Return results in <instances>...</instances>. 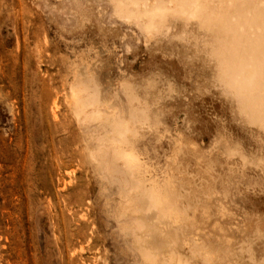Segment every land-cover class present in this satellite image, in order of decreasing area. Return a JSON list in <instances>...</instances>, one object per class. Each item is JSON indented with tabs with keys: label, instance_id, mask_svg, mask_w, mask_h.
<instances>
[{
	"label": "rangeland",
	"instance_id": "374dc122",
	"mask_svg": "<svg viewBox=\"0 0 264 264\" xmlns=\"http://www.w3.org/2000/svg\"><path fill=\"white\" fill-rule=\"evenodd\" d=\"M110 1L0 0V264H212L207 258L211 255L217 264H264V130L256 120L260 112L255 106L248 108L249 114L255 111L253 121L245 117L246 112L242 115L239 102L228 88L225 91L217 55L226 43L237 50L230 52L227 47L228 53L224 51L231 61L236 54L249 53L251 46L264 50V39L256 33L260 30L264 35V26L257 28L264 19L257 23V17L248 18L253 23L247 26L250 33L240 31V38L245 43L250 41L245 33L252 37L244 47L236 37L238 30L234 34L230 26L226 28L234 38L231 33L220 34L217 27L212 30L211 24L218 25L220 19L212 17L213 22L205 13L201 16L212 21L211 27L194 18L168 15L164 20L168 34L146 41L141 24L119 19L112 12L116 0ZM254 10L252 17L259 11L263 15L264 5ZM226 16L227 12L220 16L221 24L230 21ZM221 36L233 39L217 40ZM219 42L223 45L218 46ZM78 71L86 87L101 92L98 97L103 103L87 105L89 111L97 108L98 115L93 110L92 123L84 119L86 132L94 127L102 140L121 117L122 122L128 121L129 134L135 132L122 136L109 130L113 140L103 139L104 153L100 149L96 157L98 163L103 161L100 166L107 162L104 168L96 167L103 172L101 178L93 171L97 165L93 163L92 169L85 156V134L80 133L75 111L65 100L71 97L68 83L71 77L73 83ZM134 86H139L136 91L146 90L136 94H145L144 99L130 94ZM127 94L133 98L131 103ZM132 102L138 109L144 107L138 110L140 115L127 108ZM138 102L145 105L137 106ZM145 112L143 130L154 136L148 135L150 141L140 127ZM115 141L122 142V151ZM110 142L114 143L109 146ZM104 174L118 179L113 182ZM171 192L174 197L179 194L174 198ZM149 200L159 206L152 207ZM176 203L185 211H176ZM119 206L121 217L116 214ZM114 215L124 219L115 220ZM163 217L171 220L164 223ZM119 228L123 234L128 229L129 234L122 237ZM201 247L209 255H202Z\"/></svg>",
	"mask_w": 264,
	"mask_h": 264
},
{
	"label": "bare ground",
	"instance_id": "6f19581e",
	"mask_svg": "<svg viewBox=\"0 0 264 264\" xmlns=\"http://www.w3.org/2000/svg\"><path fill=\"white\" fill-rule=\"evenodd\" d=\"M110 1V0H109ZM115 1V0H114ZM237 1H239L240 3L238 4V2H237V4H238V6H241V7H239L238 8V6L236 7V6H234L235 5V3H236V0H227V1H225V0H222V1H220V3L218 2V3H216V0H202V1H200V2H198L197 0H179V3H178V1L177 0H116L115 2H114V4H113V2H112V4L114 5H112L111 3V5L113 6V7H115L114 8V10L112 11L114 14H116L117 15V17L119 18V19H123V20H125V21H130V20H132L131 22H134V24H136L138 27H140V25L139 24H141V26H142V28L140 27V29L142 30L143 29V31L142 32H144L143 33V36H144V34H145V36L147 37V38H145L146 39V41L147 40H149V38L150 37H155V39H156V41H157V35H162L163 36V33H164V35H166V31H168L167 30V26L164 24V20H165V17H168V15H170V17H174V15L173 14H175L176 16H179L177 19H179V18H183V19H185V20H187V19H195L196 20V22H198V23H204L205 25H207L208 27H211L210 26V24L209 23H211L212 21L214 22V20L215 19H212V17H215L216 18V20H217V18H219L220 20V22H218V25H219V27H218V25H214V23L213 24H211L212 25V30L213 29H215V28H213V27H217V31H218V28H219V30L221 31V33L220 34H222L223 32V34H225V35H227V34H230L232 31H233V33L235 34L236 32L237 33H239V35H236V37L237 36H239V38H240V33L241 32H247V33H250L249 32V27H247V26H252V24L250 23V21L248 22V20H250V19H248V18H256L257 17V19H256V22L258 21V19L259 20H263L264 19V14L262 15L261 14V12L259 11V12H257L256 14H255V10H254V8L258 11V7H259V5H264L263 4V2L264 1H262L261 2V0L259 1V0H244L247 4H249V3H252L253 1V5H256V4H259V5H256V7L255 6H253V8L251 7L252 6V4H251V6H247V4L246 3H244V1H242V0H237ZM249 1V2H248ZM256 1L258 2V3H256ZM111 2V1H110ZM223 2H224V4H223ZM244 4H243V3ZM233 3V4H232ZM261 3V4H260ZM219 4V5H218ZM246 4V5H245ZM212 6V7H211ZM113 7H111V9L113 8ZM237 8V10H236V8ZM251 9V11L249 10V8ZM209 8H212V9H210L209 10ZM243 9V10H242ZM92 10V9H91ZM217 12H216V11ZM222 10H224V12L222 11ZM241 10V11H240ZM252 10H254L253 12V14H254V16L252 17ZM90 11V10H89ZM221 11L225 14L226 12H227V16H226V19H228L229 18V20L230 21H228V23H225V24H221V19L223 18V21H224V16H222V18H220V16L223 14V13H221ZM237 11V12H236ZM206 14V16L208 17V18H210V19H212V21H210V19L207 21V19L208 18H206V20H205V18H203L202 16H203V14ZM216 13V14H215ZM262 15L263 17H261L260 15ZM88 14V13H87ZM202 15V16H201ZM251 15V16H250ZM258 15H259V17H258ZM79 16V15H78ZM205 16V17H206ZM164 17V19L162 20V18ZM261 18V19H260ZM162 22H163V25H162ZM217 21H215V23H216ZM226 22H227V20H226ZM248 22V24L249 25H247L246 23ZM166 23V22H165ZM220 23V24H219ZM255 23V22H254ZM257 23H259V22H257ZM143 24V25H142ZM217 24V23H216ZM251 24V25H250ZM165 25V26H164ZM246 25V26H245ZM255 25L257 26L258 24H256L255 23ZM255 25H253V26H255ZM260 25H262V26H264V22L263 23H260L258 26H257V28L259 29V28H262V26L260 27ZM162 26V27H161ZM231 27L230 29L232 30L231 32H230V30L228 31V32H226V28H228V27ZM256 26L254 27V29L256 28ZM164 27V28H163ZM166 27V28H165ZM223 27H225V29L223 28ZM246 27L248 28V31H247V29H246ZM162 28L164 29V32L162 31ZM253 28V27H252ZM252 28L250 27V31L252 30ZM165 29H166V31H165ZM257 29V30H258ZM262 29H264V27L262 28ZM261 29V30H262ZM162 32H161V31ZM225 30V31H224ZM236 30H238V31H236ZM246 30V31H245ZM236 31V32H235ZM241 31V32H240ZM254 30H252L251 32H253ZM256 31V30H255ZM254 31V32H255ZM264 31V30H263ZM161 32V33H160ZM166 32V33H165ZM214 32H216V31H214ZM219 32V31H218ZM253 32V36H256L257 37V35H254L255 33ZM260 30H258L256 33L257 34H261V37L264 39V35L262 36V31L260 32ZM217 33V32H216ZM233 33H231L232 35L231 36H233L234 34ZM247 33H245L248 37V39H249V37H250V41H248V42H245L246 44L247 43H249V42H251V37H252V34H247ZM264 33V32H263ZM168 34V33H167ZM219 34V33H218ZM218 34H216V35H218ZM242 34V33H241ZM214 35H215V33H214ZM215 35V36H216ZM243 35H244V33H243ZM242 35V36H243ZM251 35V36H250ZM219 36V35H218ZM228 36V35H227ZM230 36V35H229ZM259 36V35H258ZM233 38H234V36H233ZM232 38V39H233ZM245 38V37H244ZM254 38V37H253ZM252 38V39H253ZM260 37H257V39H259ZM261 38V39H262ZM159 39V38H158ZM221 40V39H228L227 40V42H230L229 40L231 39V37L230 38H223L222 36L220 37V38H218L217 40ZM232 39H231V41H232ZM256 39V40H257ZM235 40V39H234ZM234 40H233V43H235L234 42ZM238 40V39H237ZM239 40H241V42H242V45H243V47L246 45L243 41H242V39L240 38ZM245 40V39H244ZM256 40H254L253 39V42L254 41H256ZM226 42V41H225ZM237 42V41H236ZM222 43H224V41L222 42ZM232 43V45L233 46H235L234 44ZM255 43H257V41L255 42ZM260 43V42H259ZM229 44V46H230V43H228ZM245 44V45H244ZM251 44H253V43H251ZM261 44V43H260ZM263 45H264V43H262ZM219 45H223V44H220V42H219V44H218V46ZM225 45V44H224ZM224 45L223 46H221V50H220V52H219V50L217 51V55H218V59H219V62H220V66H221V70H220V76H221V78H222V80H223V84H226V86H224V88H225V91L227 90V88H228V91H229V94L234 98V100L235 101H237V102H239V104H241V105H239L237 102H236V104H238V106H239V111L241 112V110H244V111H242L241 113H242V115L248 110V108L249 107H252L253 108V106H255L253 109L254 110H256V112H260V114H258V116H260V118L259 119H256V120H259V122H260V125L259 124H256V123H259V122H257L256 121V123H255V125L256 126H261V128L260 129H262V130H264V124H262V123H264V53H263V49L262 48H258V49H251L252 48V46L251 47H249L250 48V51H249V49L247 48V50L249 51V53H245V52H243V54H236L237 55V57L234 59V60H229V59H227V53H228V51L229 50H227L228 48L226 47V45H227V43H226V45H225V47H224ZM240 45V47H241V49L243 48L242 46H241V43L239 44ZM249 45V44H248ZM254 45V44H253ZM216 46H217V43H216ZM254 46H256V45H254ZM259 46V45H258ZM262 46V45H261ZM225 48L226 50H224V49H222V48ZM231 48H234V47H232V46H230ZM236 47V46H235ZM257 47V46H256ZM264 47V46H263ZM231 48H229L230 49V52L231 51H234V50H236L235 48L234 49H232L231 50ZM237 48H238V46H237ZM254 48V47H253ZM239 49V48H238ZM246 49V48H245ZM259 49L261 50H263L262 52L261 51H259ZM243 50H244V48H243ZM247 50H246V52H247ZM224 51H225V53H224ZM218 52L219 53H222L223 52V54L221 55V54H218ZM229 52V53H230ZM237 52V50L235 51V53ZM241 53V52H240ZM226 55V56H225ZM246 55V56H245ZM235 56V55H234ZM78 61V60H77ZM91 68V67H90ZM89 68V69H90ZM84 69V68H83ZM87 72L86 73H88V70H86ZM221 71H222V73H221ZM90 74V73H89ZM89 74L87 75V76H89ZM76 77L77 78H75L74 80H73V83H72V77H71V79H70V84L68 83V85H70V92L68 91V96L70 95L71 97H68V98H65V100H68L67 101V103H69V105H70V107H71V109H70V111L71 110H74L75 111V114H76V116H77V121H78V125H79V130H80V133H83V134H85L84 136H83V139L82 138H80V139H82L83 140V142H84V144L86 145V147H85V145H84V148L86 149V157H87V159L90 161V162H92L91 164H92V166L91 167H93V163L95 164V165H97V166H95V169H96V167L98 168L99 166H100V164L101 163H103V161L102 162H97V154H99V150L101 149V151H102V153L101 154H103L104 152V146H105V144L106 143H108L107 142V139L106 138H109V140L111 139V140H113V138H110L111 137V135H109V130H111L112 131V129H109V130H106L107 128H109V126L105 129L107 132H108V135H107V137H105V138H103V135H102V138L103 139H106L105 141H106V143L104 142V140L102 139V140H100L101 138H100V136L98 135V131L97 130H95L94 129V127L93 128H88V132H86V124H85V122L87 123V124H89V123H92V120L91 119H93V117H91L92 115L91 114H93V110H95V112H96V114L98 115V113H97V108H95V109H91L92 111H89V110H87V108L89 107V106H87L88 104H90L91 106H90V108H92V106H94V105H92V103L94 104H96L97 105V103H100L99 102V95H100V93L101 92H98L99 93V95H98V93H97V89H94V88H96V87H94V88H92V87H86L85 85H84V83H83V80H82V73L80 72V71H78L77 72V75H76ZM91 77L92 76H90V79H91ZM93 78H94V76H93ZM92 78V79H93ZM89 80V79H88ZM97 80V79H96ZM152 80V79H151ZM92 80H90V82H91ZM146 81V80H145ZM85 82V81H84ZM95 79H94V84H95ZM92 83V82H91ZM147 83V82H146ZM149 83V85H150V81L148 82ZM153 83V82H152ZM72 85V86H71ZM97 84H95V86H96ZM148 85V86H149ZM128 86V85H127ZM130 86V85H129ZM74 87V88H73ZM135 87V88H134ZM134 87H130L131 89H130V94L132 93V95L133 96H137L138 98H140V99H144V97H145V94L144 95H140V96H138L139 94H140V92H144V91H146V90H144V91H136L137 89V87H139V86H134ZM68 88H69V86H68ZM101 88V87H100ZM100 88H99V90H100ZM126 88H128V87H126V85H125V87L123 88V90L125 89V93H128L129 91L128 90H126ZM72 89H74V91L72 90ZM129 89V88H128ZM132 89H136L135 90V92L134 91H132ZM69 90V89H68ZM102 91V90H101ZM73 92V93H72ZM103 92V91H102ZM123 92V91H122ZM71 93V94H70ZM124 93V92H123ZM125 93H124V95H125ZM133 93H135V94H133ZM104 94V93H103ZM130 94L128 95H126L125 97H127L128 98V101L130 100ZM136 94H138V95H136ZM63 95L66 97L67 95H65V93H63ZM131 95V96H132ZM104 96V95H103ZM132 96V97H133ZM131 97V98H132ZM108 98V97H107ZM126 98V99H127ZM138 98H134V99H138ZM103 99H106V97L104 96V98ZM147 99V97L145 98V101H147L146 100ZM132 101H133V98L131 99ZM131 100L129 101L130 103H131ZM127 101V103H129ZM136 101V100H135ZM137 102V101H136ZM141 102V101H140ZM140 102H138V103H140ZM148 102V101H147ZM109 103V102H108ZM133 103V102H132ZM141 103H145V102H141ZM141 103L140 104H138L137 106H140L141 105ZM100 104H103L102 102L100 103ZM136 104V103H135ZM134 103L133 104H130V105H132V106H127V108H129V109H131L132 107L133 108H136ZM146 104V103H145ZM145 104H142V106H140V107H143ZM68 104H66V106H67ZM69 105H68V107H69ZM134 105V106H133ZM99 106H101V105H99ZM242 106H245V107H247V109H241L242 108ZM69 107V108H70ZM97 107V106H96ZM99 108V107H98ZM131 109L132 110V112L135 114V115H140L141 113H137L138 112V110H143V108H140V109H138V108H136V109ZM149 108V107H148ZM89 109V108H88ZM100 109V108H99ZM129 109H127V111L129 110ZM252 109V110H253ZM101 111L100 112H102V109H100ZM133 110H136L135 112L133 111ZM249 111L250 113L252 112V114H249V113H247V114H244L245 115V117L246 116H248L247 118H249L250 120H254V118H255V114H254V110L253 111ZM73 111V112H74ZM129 113H131V111L129 110ZM128 113V114H129ZM132 113V114H133ZM74 114V113H73ZM131 114V117L133 116V118H136V117H134L135 115H132ZM249 114V115H248ZM85 115L87 116L86 118H85ZM96 115V116H97ZM103 115V114H102ZM108 115V114H107ZM116 115V117L118 118L117 120H119V118H120V115L118 114V113H116L115 114ZM130 115V114H129ZM145 115H146V117H147V115H148V113H146L145 112V114L143 115V117H142V119L145 117ZM106 116V115H105ZM122 116V115H121ZM155 116H157V115H155ZM250 116V117H249ZM253 116V117H252ZM103 117V116H102ZM107 117V116H106ZM111 117V116H110ZM114 117V116H113ZM138 117V116H137ZM158 117V116H157ZM252 117V118H251ZM90 118V120L88 121L87 119H89ZM97 118V117H96ZM95 118V119H96ZM104 118L105 117H103V120H104ZM108 118V117H107ZM126 118H130L129 116L128 117H126ZM125 118V119H126ZM246 118V119H247ZM84 119H86L85 120V122H84ZM121 120L119 121L120 122V124H119V122L118 121H114V119H113V121L114 122H118L117 123V125H116V123H115V125L116 126H114L113 127V125H112V127H113V131L112 132H114L115 130L117 131V132H114V134L115 133H117L118 135H131V133L129 134V129H128V125H127V123H128V121H124V122H122L123 121V117H121L120 118ZM138 119V118H137ZM144 119H147V118H144ZM141 120L142 122H141V126L140 127H142V129L141 130H143L144 129V125H145V123L144 122H146L145 120ZM150 119H152V118H150ZM155 119H156V117H155ZM108 120V119H107ZM107 120H106V122H107ZM127 120V119H126ZM129 120H132V119H129ZM248 120V119H247ZM250 120H248L249 122H250ZM252 120V121H253ZM260 120H262V121H260ZM91 121V122H90ZM95 121V120H94ZM100 121V120H99ZM134 121H137V120H134ZM158 121H159V118H158ZM157 121V122H158ZM101 122V121H100ZM109 122H111L112 123V120L110 119L109 121H108V123H106L107 125H109ZM133 122V121H132ZM156 122V120L154 121V123H157ZM262 122V123H261ZM102 123V122H101ZM137 123V122H136ZM154 123L152 122L151 124H153L154 125ZM253 123V122H252ZM104 124V123H103ZM144 124V125H143ZM84 125H86V126H84ZM98 125V124H97ZM106 125V126H107ZM152 125V126H153ZM156 125H158V123L156 124ZM263 125V126H262ZM99 126V125H98ZM98 126L96 127V129L98 128ZM149 126V125H148ZM100 127V126H99ZM115 127H117V129L115 128ZM146 127V126H145ZM157 128H158V126H156ZM110 128H111V125H110ZM130 128V127H129ZM148 128H151L150 126L148 127ZM160 128V127H159ZM100 129V128H99ZM102 129H103V127H102ZM101 129V130H102ZM146 129V128H145ZM144 129V130H145ZM153 129L155 130L156 128H155V125L153 126ZM100 130V134H101V132L104 130H102L101 131ZM140 130V131H141ZM143 130V131H144ZM158 130V129H157ZM161 130V129H160ZM106 131H103V132H105L106 133ZM111 131H110V133H111ZM130 131H131V129H130ZM150 131L152 132V128L150 129ZM98 132V133H97ZM102 132V133H103ZM145 132V134L143 133V135H142V131L140 132V135H142L143 137H147L146 139L147 140H149L148 139V135H150L149 134V132H148V130H147V132L146 131H144ZM155 132V131H154ZM157 132V131H156ZM155 132V133H156ZM158 132H160V131H158ZM128 133V134H127ZM135 133V132H134ZM134 133H132V134H134ZM112 134V133H111ZM147 134V136H145ZM157 135V134H156ZM105 136H106V134H105ZM108 136H110V137H108ZM116 136V135H115ZM114 136V137H115ZM134 136V135H133ZM151 136H153L152 134H151ZM151 136H150V138H151ZM80 137H82V136H80ZM112 137H113V134H112ZM142 137V138H143ZM154 137V136H153ZM139 138H141V136L139 137ZM145 138H144V140H145ZM158 138V137H157ZM116 139V138H115ZM114 139V140H115ZM126 139V138H125ZM124 139V140H125ZM159 139V138H158ZM158 139H156V140H158ZM160 139H161V137H160ZM159 139V140H160ZM108 140V141H109ZM123 140V139H122ZM121 140V141H122ZM102 141H103V143H102ZM116 141H118V140H116ZM115 141V142H116ZM138 142H137V144L138 145H140V143H141V140L140 139H138L137 140ZM150 141V140H149ZM149 141H147V142H149ZM123 142V141H122ZM121 142V143H122ZM145 143H146V140L144 141ZM105 143V144H104ZM112 143H114V142H110L109 143V146H110V144H112ZM117 143V142H116ZM120 143V142H119ZM119 143H117V144H119ZM120 143V144H121ZM104 144V146L102 147V145ZM120 144L117 146L116 145V147H119L120 146ZM83 145V144H82ZM108 145V144H107ZM108 146V147H109ZM115 146V145H114ZM122 146V145H121ZM120 146V148H121V151H122V147ZM143 146H145V148H146V145H143ZM115 147V150L117 149ZM138 148H140L141 147V145L140 146H137ZM156 147V146H155ZM103 148V149H102ZM106 148H107V146H106ZM111 148H112V145H111ZM120 148H118V150L120 149ZM142 148H144V147H142ZM154 148V147H153ZM84 149V150H85ZM110 149V148H109ZM108 149V150H109ZM156 149V148H155ZM107 150V151H108ZM117 150V151H118ZM120 151V150H119ZM120 151V152H121ZM138 151H142V149L140 150V149H138ZM112 152V151H111ZM110 152V153H111ZM119 152V155L121 154ZM154 152V151H153ZM109 153V152H108ZM117 153V152H116ZM124 152H122V154H123ZM228 154V152H224V154ZM128 154V153H127ZM127 154H125V155H127ZM108 155V154H107ZM124 155V154H123ZM124 155V156H125ZM229 155V154H228ZM101 157H102V155H100ZM111 157V159H113V154L112 155H110ZM121 156V155H120ZM124 156H123V158H124ZM129 156H130V154H129ZM97 157V158H96ZM104 157V156H103ZM102 157V158H103ZM127 157V156H126ZM131 158H134V157H132V156H130ZM130 157L128 158L129 159V161L132 163L133 161H131V159H130ZM118 159H120V158H118ZM126 159V158H125ZM121 160V159H120ZM127 161V160H126ZM113 162V161H112ZM106 164H107V162H105ZM103 164V166L101 165L100 167H102V168H104V166L106 165V164ZM126 164L128 163V162H125ZM91 164H89V165H91ZM117 164V163H116ZM134 163H132V165H133ZM99 165V166H98ZM124 166H126V165H124ZM130 166H131V164H130ZM129 166V167H130ZM134 166V165H133ZM177 166V165H176ZM112 167V166H111ZM140 167H141V165H140ZM143 167H144V165H143ZM142 167V168H143ZM106 168H108V165L105 167V169ZM118 168V167H117ZM131 168H132V166H131ZM176 168V167H175ZM92 169H94V167L92 168ZM93 170V171H96V175H98L99 173H101V175L103 174V172H100V171H98L97 169L96 170ZM100 169V168H99ZM125 168H123V170H124ZM129 170V168H127V171ZM147 170V169H146ZM98 171V172H97ZM103 171V170H102ZM104 172H105V170H104ZM106 172H107V170H106ZM124 172H125V170H124ZM135 172V171H134ZM98 173V174H97ZM125 173H127V172H125ZM128 173H129V171H128ZM148 173V172H147ZM110 174L112 175V173L110 172ZM141 174V173H140ZM170 174V173H169ZM105 175L106 174H104V176L103 177H105ZM132 175V174H131ZM109 176V174H107L106 175V179H107V177ZM113 176V175H112ZM112 176H109V177H111V179H109V180H111V181H113L114 182V180L113 179H115V180H117L118 179V177L116 178L115 176V178H112ZM134 176H135V173H134ZM98 177H100L101 178V176H100V174H99V176ZM171 177V176H170ZM123 180H125V179H123ZM146 180V179H145ZM119 181H121V180H119ZM136 181H137V179H136ZM149 181V180H148ZM144 182V181H143ZM146 182V181H145ZM143 184V183H142ZM174 184V183H173ZM118 185L119 186H121L122 184H121V182H118ZM123 187V186H122ZM160 187V186H159ZM171 187H174L173 185L171 186ZM138 188H141V187H138ZM156 188V187H155ZM176 189H174V190H177V187H175ZM122 189V188H121ZM145 189V188H144ZM170 190H172V191H174L173 189H170ZM154 191H155V189H154ZM169 191V190H168ZM136 192V191H135ZM170 192V191H169ZM119 193V192H118ZM172 193V195H173V197H174V193H175V191H174V193L173 192H171ZM178 193V192H177ZM176 193V194H177ZM179 194V193H178ZM178 194L176 195V196H178ZM132 196V195H131ZM160 196V195H159ZM162 196V195H161ZM176 196L174 197V198H176ZM124 197V196H123ZM126 197V196H125ZM130 197V196H129ZM155 197V196H154ZM153 197V198H154ZM165 197V196H164ZM181 197V196H180ZM179 197V198H180ZM145 198V197H144ZM152 198V197H151ZM150 198V199H151ZM170 198V197H169ZM178 198V197H177ZM178 198V199H179ZM147 199V198H146ZM172 199V198H171ZM175 200V201H177V203H178V201L180 200V203H181V199L182 198H180L179 200ZM152 200V199H151ZM151 200H149L150 202V204L153 202V200H152V202H151ZM155 200H157L156 199V197H155ZM159 200V199H158ZM172 200H174V199H172ZM137 201V200H136ZM155 202V201H154ZM157 202V201H156ZM159 202V201H158ZM161 202V201H160ZM174 202V201H173ZM169 203V202H168ZM176 203V205H178ZM180 203H179V205L177 206V207H179L180 206ZM123 204V203H122ZM137 204V203H136ZM154 204H155V206H159V205H156V203H153V204H151V206L153 205L154 206ZM175 204V203H174ZM163 204H161L160 203V207L162 206ZM164 205H166L165 203H164ZM152 206V207H153ZM168 206H170L171 207V205L169 204ZM185 206L188 208V205L187 204H185ZM120 207V206H119ZM138 207V206H137ZM145 207V206H144ZM148 207H149V205H148ZM151 207V210L153 209ZM169 207V208H170ZM147 208V207H146ZM150 208V207H149ZM163 208H165V207H163ZM183 205H182V207L180 208H177L176 209V211H178V209L179 210H181L182 212L183 211H185V207L183 208ZM186 208V209H187ZM162 209V208H161ZM116 210V209H115ZM137 210V209H136ZM145 210V209H144ZM148 210V209H147ZM150 210V209H149ZM148 210V211H149ZM164 210V209H163ZM169 210V209H168ZM171 210V209H170ZM118 211V212H117ZM117 215H120V214H118L120 211L122 212L123 210L121 209V207H120V210H118V208H117ZM162 211V210H161ZM120 212V213H121ZM127 212V211H126ZM149 212H151V211H149ZM149 212H147V213H149ZM152 212H153V210H152ZM168 212V211H167ZM166 212V213H167ZM180 212V211H179ZM128 213V212H127ZM134 213V212H133ZM155 213V212H154ZM123 214V216H125L124 214L125 213H122ZM137 214V213H136ZM153 214V213H152ZM187 214V213H186ZM117 215H114V217H115V220H123L124 219V217H122V219H118V217L119 216H117ZM138 215V214H137ZM161 215V214H160ZM159 215V216H160ZM167 215H169V214H167ZM185 215V214H184ZM130 216H131V214H130ZM133 216H134V214H133ZM156 216V215H155ZM165 216H166V214H165ZM172 216V215H171ZM120 217H121V215H120ZM151 217V216H150ZM153 217V216H152ZM179 217V216H178ZM178 217H177V219H178ZM184 218V217H183ZM162 219H166V217H163ZM167 219H170V217H167ZM166 219V220H167ZM181 219H182V217H181ZM188 219V218H187ZM186 219V220H187ZM192 219V218H191ZM149 220V219H148ZM159 220V219H158ZM166 220H165V222L164 223H166ZM171 220V219H170ZM119 221V222H120ZM118 222V223H119ZM126 222H127V220H126ZM129 222V221H128ZM160 222H162V220L160 221ZM167 222H168V220H167ZM173 222V221H172ZM172 222H170V223H172ZM184 222V221H183ZM192 222V221H191ZM121 223V222H120ZM169 223V224H170ZM174 223V222H173ZM122 224V223H121ZM129 224V223H128ZM132 224V223H131ZM178 224V223H177ZM187 225H188V223H186ZM194 224V223H193ZM136 225V224H135ZM152 225V224H151ZM172 225V224H171ZM181 225H183V224H181ZM184 225H185V223H184ZM190 225V224H189ZM122 226V225H121ZM132 226V225H131ZM150 226V225H149ZM149 226H146V227H149ZM153 226V225H152ZM160 226V225H159ZM166 226H167V224H166ZM173 226H174V224H173ZM186 226V225H185ZM129 227V226H128ZM138 227H140V226H138ZM158 227V226H157ZM156 227V228H157ZM177 227V226H176ZM181 227V226H180ZM192 227V226H191ZM133 228V227H132ZM151 228H153V229H155V227H151ZM167 228H168V226H167ZM195 228V227H194ZM150 229V228H149ZM158 229V228H157ZM156 229V233H158L157 230ZM180 228H178V230H179ZM198 229V228H197ZM119 230H120V228H119ZM141 230V229H140ZM150 230H152V229H150ZM193 230V229H192ZM122 230H120V232H121ZM125 232H127L126 234H129V232H128V229L127 230H124ZM145 231H147V229L145 230ZM152 231H154V230H152ZM172 231V230H171ZM195 231V230H194ZM125 232H124V234H123V231L121 232L123 235H122V237H124V235L125 236H127L126 234H125ZM160 232V231H159ZM152 233V232H151ZM160 233H162L163 234V232H160ZM171 233V232H170ZM174 233V232H173ZM175 233H177V232H175ZM147 234H148V232H147ZM178 234V233H177ZM191 234V233H190ZM132 235V234H131ZM131 235H129V237L131 236ZM136 235V234H135ZM172 235V234H171ZM133 236V235H132ZM159 236V235H158ZM157 236V237H158ZM161 236V235H160ZM167 236V235H166ZM144 237V236H143ZM151 237V236H150ZM162 237V236H161ZM178 237H180V236H178ZM138 238V237H137ZM133 239V238H132ZM131 239V240H132ZM155 239V238H154ZM158 239V238H157ZM185 239V238H184ZM137 240V239H136ZM166 240V239H165ZM178 240V239H177ZM176 240V241H177ZM182 240H183V237H182ZM138 241H140V239H138ZM146 241V240H145ZM174 241V240H173ZM184 241V240H183ZM151 242V241H150ZM192 242V241H191ZM131 243H133V240H132V242ZM172 243V242H171ZM174 243V242H173ZM180 243V242H179ZM183 243V242H182ZM140 244H141V242H140ZM209 244V243H208ZM135 245V244H134ZM152 245V244H151ZM150 245V246H151ZM186 245V244H185ZM229 245V243H227V246ZM159 246H161V245H159ZM163 246V245H162ZM164 247V246H163ZM162 247V248H163ZM138 248V247H137ZM150 248V247H149ZM190 248V247H189ZM200 248V247H199ZM134 250H136L135 248H133ZM147 249V248H146ZM156 249V248H155ZM216 249H217V247H216ZM220 249V248H219ZM218 249V250H219ZM137 250H140V249H137ZM136 250V252H138ZM163 250V249H162ZM210 250V249H209ZM147 251V250H146ZM176 251V250H175ZM192 251V250H191ZM199 251V250H198ZM220 251V250H219ZM174 252V251H173ZM196 252V251H195ZM200 253H202V255L204 254V255H209L208 253H206V251H205V249L204 248H202L201 247V249H200V251H199ZM209 252V251H208ZM148 253V252H147ZM153 253V252H152ZM152 253H151V255H152ZM137 254H139V253H137ZM165 254V253H164ZM197 254H198V252H197ZM218 254V253H217ZM177 255V254H176ZM175 255V256H176ZM200 255V254H199ZM198 255V256H199ZM220 255H223V254H220L219 253V257H220ZM172 256V255H171ZM182 256V255H181ZM188 256H190V255H188ZM218 256V255H217ZM145 257V256H144ZM193 257V256H192ZM216 257V256H215ZM147 258H148V256H147ZM155 258V257H154ZM172 258H173V256H172ZM190 258V257H189ZM206 258V257H205ZM205 258L204 259H202V260H205ZM208 258V260L209 261H211V262H213L212 264H217L216 262H217V259L216 258H212V255H211V257H207ZM206 258V259H207ZM139 259H140V261L141 262H143L142 261V259H141V257L139 256ZM145 259V258H144ZM168 259V258H167ZM195 259V258H194ZM193 259V260H194ZM237 259V258H236ZM149 260V259H148ZM152 260V259H151ZM154 260V259H153ZM163 260V259H162ZM259 260V259H258ZM150 261V260H149ZM148 261V262H149ZM169 261V260H168ZM192 261V260H191ZM151 262V261H150ZM163 262V261H162ZM200 262V261H199ZM204 262V261H203ZM206 262H207V260H206ZM210 262V263H211ZM173 263V262H172ZM172 263H170V264H172ZM175 264H179L177 261L176 262H174ZM193 263V262H192ZM198 263V262H197ZM143 264V263H142ZM146 264H148V263H146ZM150 264V263H149ZM156 264H158V263H156ZM204 264H206V263H204ZM260 264V263H259Z\"/></svg>",
	"mask_w": 264,
	"mask_h": 264
}]
</instances>
